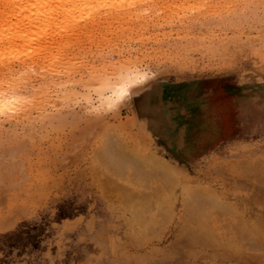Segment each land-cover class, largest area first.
<instances>
[{
    "label": "rangeland",
    "instance_id": "1",
    "mask_svg": "<svg viewBox=\"0 0 264 264\" xmlns=\"http://www.w3.org/2000/svg\"><path fill=\"white\" fill-rule=\"evenodd\" d=\"M125 2L0 65V88L21 99L0 111V174L14 164L41 185L0 198V241L44 227L38 245L0 242V264H264V0ZM122 82L135 86L121 95Z\"/></svg>",
    "mask_w": 264,
    "mask_h": 264
},
{
    "label": "bare ground",
    "instance_id": "2",
    "mask_svg": "<svg viewBox=\"0 0 264 264\" xmlns=\"http://www.w3.org/2000/svg\"><path fill=\"white\" fill-rule=\"evenodd\" d=\"M124 2H125V0H0V65H3V66L4 65H10L9 60H12L13 57H16L18 59L19 58L18 56H20V55L22 56V54L25 55L24 57L32 56V60H33V58H39L40 49H42L41 43H42V41L45 42L44 37H43L44 31L52 29V28H58V27L59 28L62 27L63 29L64 28L68 29V27L71 26V24H73V23H74V25L78 24V21L81 20L82 18L89 19L92 16L94 17V15H93L95 12L94 10H96V9L98 10L97 7H99V8H103L106 6H109L112 8L118 7V10H120V8H122V5ZM126 2H128V0ZM129 2H131V1H129ZM127 6H126V8H127ZM124 8L125 7L123 6V9ZM91 11L92 12L94 11V12L92 13ZM98 11L95 13L96 15L98 14ZM116 11H117V9H116ZM124 11H122V12H124ZM130 11H128V12H130ZM128 12L126 14H128ZM122 14H124V13H122ZM116 15H119V14H116ZM83 16H85V17H83ZM128 16H130V15H128ZM119 17H120V15H119ZM115 19H117V18H115ZM63 29H62V31H63ZM59 31H61V30H59ZM138 75L139 74H137L135 76V78L134 77L133 78L138 79V82H139V80H140L139 78L141 77V75H139L140 77H138ZM138 82L134 81V83H138ZM122 83H120L121 86L119 88V94H121V95L126 93V92H129V90L133 84L132 82H131V84L129 83L128 85H125L128 82L127 83L122 82ZM6 85L8 86V84H6ZM133 85L135 86V84H133ZM2 87L0 88V111L1 110L5 111L7 109L8 110L18 109L19 106L21 105V99L17 96H13L12 93H11L12 96L10 94H9L10 96L9 95L7 96L6 94L9 93L8 88L6 91V89H5L6 86L3 88ZM4 92H7V93H4ZM15 94H16V92H15ZM112 98H115V95H112ZM12 106H13V108H11ZM94 161H95V158H94ZM122 162H123L122 158L118 157L115 160L113 159L112 163H111L113 167H111V168L115 169L117 171H120L122 168V166H121ZM161 162H159L160 164H158V165H161V164L162 165L157 166L158 172L160 174H162V176H164V177H166L168 175L170 177H172V175L174 176V174L170 175V173H172V172H171V169L169 170L168 165L165 166L166 164L164 165L163 164L164 162L163 163H161ZM11 165H12V163H11ZM15 165H16V163H15ZM12 166H8L7 167L8 170L6 172L0 174V184H1L0 185V198H5V199L8 198L9 199V197H13V198H21L22 199V198H31L33 196H37L39 191H40V188H38V186L41 187L40 181L35 180V178H33V177H26V175H24L23 172L21 170H19V168H16L17 166H14V167H12ZM21 166H22V164H21ZM29 166H27L28 169H29ZM96 166H97V164H96ZM96 166L95 165L93 166L94 168H96V171L93 172L94 174L93 173L88 174L85 171L86 168L83 170L84 172H86L84 175L88 174L89 178L92 179V182L95 180L97 181L98 178L101 179V177H100L101 172L99 173L98 168ZM23 167H24V165H23ZM30 167H32V166H30ZM0 171H2V170H0ZM95 172L99 173V175H97ZM28 173L30 175L31 172H28ZM31 175H33V174L31 173ZM169 176H168V178H169ZM83 179H86V176H82V180ZM109 179H107V180H109ZM104 180H101V181L103 183H105ZM114 180H115V178H114ZM114 180H113V182H115ZM98 181H100V180H98ZM110 181H111V179H110ZM109 183H111V182H109ZM252 188H254V187H252ZM248 191H250V190H248ZM256 192H257V194H259L258 191H256ZM182 193H185V191H182ZM253 196L255 197V195H252V197ZM254 197H253V199H254ZM179 199H180V201H179ZM177 200L179 202L175 203L174 210L176 211L178 209L177 208L178 205H180L182 207V209L177 210L178 220L176 222L178 224H182L181 218L183 219V216H184L183 213H185V215H186V213L188 214L187 203H186L184 198H178ZM259 203H260V201H259ZM255 205H256V203H255ZM257 205L259 206V204H257ZM190 215H191V213H190ZM190 218H191V216H190ZM262 223H260V224H262ZM199 224L200 223L198 222L197 228H200ZM263 228H264V226L262 227V230H264ZM181 233H182V231H181ZM203 233H205V231H203ZM179 235H180V233H179ZM175 236L177 237V234ZM209 236H207V237H209ZM242 236L243 235H241V237ZM244 237H245V235H244ZM249 237H250V235L246 239L247 242L248 241H252V242L256 241V240H249ZM197 239H198V237H197ZM242 239H243V237H242ZM246 241H245V239L243 240V242H246ZM260 242H261V245H263L262 243L264 241H260ZM254 244L255 243H253V245ZM232 247H234V246H232ZM243 247H242V249H243ZM251 247H252V245H251ZM244 248H246V247H244ZM240 249L241 248H239V251H242ZM245 251H246V249H245ZM242 254L244 255L246 253H242V252L237 253V254L234 253V255H236V256H234V255H230L228 252L227 253L226 252L225 253L216 252V253H213L212 256H213V258H215L214 260L224 259L225 261L231 260L232 258H234L235 260H238L240 258L239 259L240 261H238V262H241V260H243L241 262L242 264H249V262H250L249 260H252L253 255L247 253L248 256L245 255V258L247 257V261H246L244 258L241 259L240 256H243ZM258 255H259V253H258ZM254 258H255V256L253 257V259ZM257 258H261V257H257Z\"/></svg>",
    "mask_w": 264,
    "mask_h": 264
},
{
    "label": "trees",
    "instance_id": "3",
    "mask_svg": "<svg viewBox=\"0 0 264 264\" xmlns=\"http://www.w3.org/2000/svg\"><path fill=\"white\" fill-rule=\"evenodd\" d=\"M27 226L26 223H23L16 231L5 234L3 236L2 247L6 249L13 248H24L28 245H38L40 236L44 233V227L34 226L33 230H23V227ZM32 231H38V233H32Z\"/></svg>",
    "mask_w": 264,
    "mask_h": 264
},
{
    "label": "crops",
    "instance_id": "4",
    "mask_svg": "<svg viewBox=\"0 0 264 264\" xmlns=\"http://www.w3.org/2000/svg\"><path fill=\"white\" fill-rule=\"evenodd\" d=\"M160 96L166 98V86L160 90ZM160 97V98H161ZM162 100V98H161ZM152 130L155 134L159 135L166 144V116L165 114L158 113L150 120ZM166 146V145H165Z\"/></svg>",
    "mask_w": 264,
    "mask_h": 264
}]
</instances>
